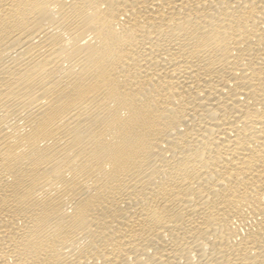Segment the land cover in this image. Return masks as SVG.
Masks as SVG:
<instances>
[{"label": "bare ground", "instance_id": "bare-ground-1", "mask_svg": "<svg viewBox=\"0 0 264 264\" xmlns=\"http://www.w3.org/2000/svg\"><path fill=\"white\" fill-rule=\"evenodd\" d=\"M0 264H264V0H0Z\"/></svg>", "mask_w": 264, "mask_h": 264}]
</instances>
